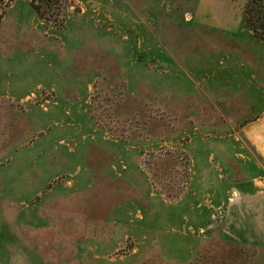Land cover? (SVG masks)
Returning a JSON list of instances; mask_svg holds the SVG:
<instances>
[{
    "label": "rangeland",
    "instance_id": "1",
    "mask_svg": "<svg viewBox=\"0 0 264 264\" xmlns=\"http://www.w3.org/2000/svg\"><path fill=\"white\" fill-rule=\"evenodd\" d=\"M246 1L0 0V264H264L223 241L222 197H186L225 179L190 148L258 162Z\"/></svg>",
    "mask_w": 264,
    "mask_h": 264
},
{
    "label": "crops",
    "instance_id": "2",
    "mask_svg": "<svg viewBox=\"0 0 264 264\" xmlns=\"http://www.w3.org/2000/svg\"><path fill=\"white\" fill-rule=\"evenodd\" d=\"M21 24L24 25V21L18 20L17 25ZM35 26L34 18L32 29L29 31L31 34L29 33V38L26 41L24 40L23 46L19 48L22 55L32 60V65L29 63V66H32L33 69H35L37 58H46L47 49H52L50 41L43 38L37 39ZM93 37L88 38L87 41L95 40ZM259 45L262 48L264 47V43L260 40ZM261 50L258 48L253 51L254 69L255 66L257 68L256 71H253V77L258 85L255 87V91L264 100V55H262ZM40 51L44 52L40 53ZM91 53L88 52L74 58L77 59V57L82 56L90 58L93 56ZM257 54L259 58H256ZM259 59V64H256V60ZM261 60L262 63H260ZM244 71L239 73L242 74L243 78L238 76V79L241 80L238 82L242 83L243 87H245L244 76L246 74ZM260 104L264 105V101ZM240 132L251 143L254 155L258 157V162H256L255 157H250L244 149L239 147H236L237 151L229 146L222 147L218 152L207 151L208 148L206 149V147L204 149L202 147L190 148L188 153L190 158L194 159L195 165L196 160L199 158L196 155L199 150H201L200 154H205V158L209 160L211 159L210 156L217 159L220 155L221 165H224L225 179H222L216 188L207 189L213 185L208 180H204L202 183L198 175L199 171L198 173L195 172L196 177L192 178L189 183L186 197H222V204L215 210L217 216L213 220L215 223L216 218H219L223 241L242 248L264 251V107L259 115L254 117ZM246 161H252V163L246 165ZM229 162H231L230 167ZM195 170H198V168ZM204 173H207V171H204ZM220 210L223 211L222 216L218 214Z\"/></svg>",
    "mask_w": 264,
    "mask_h": 264
},
{
    "label": "trees",
    "instance_id": "3",
    "mask_svg": "<svg viewBox=\"0 0 264 264\" xmlns=\"http://www.w3.org/2000/svg\"><path fill=\"white\" fill-rule=\"evenodd\" d=\"M243 21L255 38L264 42V0H248L243 7Z\"/></svg>",
    "mask_w": 264,
    "mask_h": 264
},
{
    "label": "water",
    "instance_id": "4",
    "mask_svg": "<svg viewBox=\"0 0 264 264\" xmlns=\"http://www.w3.org/2000/svg\"><path fill=\"white\" fill-rule=\"evenodd\" d=\"M218 214H219V216H222V214H223V211H222V210H220ZM218 222H219V218H216V220H215V223H218Z\"/></svg>",
    "mask_w": 264,
    "mask_h": 264
}]
</instances>
